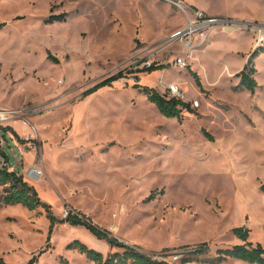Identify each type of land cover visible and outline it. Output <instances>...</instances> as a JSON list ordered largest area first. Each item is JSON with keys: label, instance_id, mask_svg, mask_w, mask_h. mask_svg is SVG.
Here are the masks:
<instances>
[{"label": "rangeland", "instance_id": "rangeland-1", "mask_svg": "<svg viewBox=\"0 0 264 264\" xmlns=\"http://www.w3.org/2000/svg\"><path fill=\"white\" fill-rule=\"evenodd\" d=\"M178 1L187 13L198 5L264 20V0ZM58 15L64 18L48 21ZM186 18L167 0H0V112H15L0 126L28 128L17 133L22 143L0 131V150L58 220L78 211L164 264H211L201 261L241 243L234 227L264 244V44L253 48H263L253 59L257 88L235 90L252 32L217 29L179 69L173 61L180 55L170 51L180 47L169 45V34ZM147 61L159 68L140 70ZM120 71L122 78L82 95ZM171 82L186 102L199 101L180 120L162 116L140 90L162 94ZM30 167L41 171L38 180ZM202 242L204 254L189 252ZM80 244L104 257L120 251L82 226L50 228L42 207L0 209L7 264H94Z\"/></svg>", "mask_w": 264, "mask_h": 264}, {"label": "trees", "instance_id": "trees-1", "mask_svg": "<svg viewBox=\"0 0 264 264\" xmlns=\"http://www.w3.org/2000/svg\"><path fill=\"white\" fill-rule=\"evenodd\" d=\"M64 18L63 15H58L51 17L49 22L57 20L61 21ZM4 26V23H0V28ZM257 48V47H256ZM254 49L248 59L244 64L243 68L235 74V77L239 78L237 85L234 86L235 90L243 89L248 90L251 93L255 91L258 84L255 79L257 70L253 64V59L257 54L263 50V48ZM158 69L159 66H150L142 70H148L149 72ZM197 87L202 88L201 82L198 78V75L195 72H190ZM123 77L122 72L113 74L106 79L98 82L93 87L87 89L83 92V96L96 91L98 88L110 84L114 80H118ZM139 87V86H138ZM140 90L143 94L146 95L148 101L152 102L158 112L167 118H175L177 120L181 119L182 113L184 111L190 112L193 111V108L190 107L188 102L181 101L180 99L170 98L167 99L164 95H161L159 92L153 88L147 86L140 87ZM0 131L2 135L7 131H10L14 138L18 142H24L18 134L10 127H1ZM1 156L4 160V165L0 167V186L2 187V194L0 195V209L3 205H16L21 204L28 208L29 210H35L39 207H42L46 211L47 218L50 222V228H52L56 223H68L72 226H82L91 232L96 238L105 240L110 248H116L120 251L109 253L104 257L100 252L93 249H88L85 245H79L78 249L81 253L85 255L94 263V264H164L162 261L153 259L151 256L141 252L137 247L125 244L119 241L115 236L111 234L110 231L98 226L95 224L88 216L80 213L69 211L66 216L62 219H57L53 216L50 205L43 202L35 189V187L29 184L23 178L22 174L15 170L8 169V158L6 154L0 150ZM264 188V187H263ZM249 229L245 226H239L232 228V234L241 241L240 244H234L226 249H217L216 255L209 260L201 261L203 263L219 264L226 261L229 258L239 259L247 264H264V244L252 243L249 241ZM73 246H77L74 243ZM208 250V243L202 242L197 246L193 247L189 252L196 255L204 254ZM192 260L185 258L181 260V263H188ZM0 264H7L3 261L0 256ZM31 264V262H29Z\"/></svg>", "mask_w": 264, "mask_h": 264}, {"label": "built area", "instance_id": "built-area-1", "mask_svg": "<svg viewBox=\"0 0 264 264\" xmlns=\"http://www.w3.org/2000/svg\"><path fill=\"white\" fill-rule=\"evenodd\" d=\"M175 6L183 9L187 14L186 21L184 25L178 29L172 31L169 34V45L174 46L178 45L180 49L172 50L170 52H178L180 56L174 58L173 64L179 69H186L188 67L185 57L188 56L189 52L194 50L197 46L203 45L210 35L215 32L217 29H225L234 27L238 30H250L254 38V47H259L264 44V27L255 23L242 22L238 25H235L232 20L227 17L219 15H210L201 10H194L193 12L187 13L184 7L181 5L178 0H167ZM198 35V42L194 43V37ZM152 64L150 61L142 62L140 65V70L150 67ZM157 66V65H154ZM167 99L176 98L181 101L186 102L183 97V92L180 87L171 82L167 84L162 89V94ZM190 107L195 109L199 105L198 100H192ZM15 112H0V122H5L14 117ZM33 171V177L36 178L41 174L36 168L31 167Z\"/></svg>", "mask_w": 264, "mask_h": 264}, {"label": "crops", "instance_id": "crops-1", "mask_svg": "<svg viewBox=\"0 0 264 264\" xmlns=\"http://www.w3.org/2000/svg\"><path fill=\"white\" fill-rule=\"evenodd\" d=\"M189 4H191L192 6H196L197 4L192 2V0H186ZM197 7H199V9L205 11L207 14L210 15H224V16H230V15H237L239 18H245V20H250V21H258V22H262L264 23V20H262L260 18V16L258 14H254V13H232V14H226V13H214V12H209L208 10L200 7L197 5ZM254 45H252L249 50L247 52H245L244 56V60L241 63V65L237 68L238 70L234 73L236 74L238 71H240L244 64L246 63L247 59H248V55L251 53V51L253 50ZM245 61V62H244ZM257 74V73H256ZM256 76V75H255ZM235 82L238 83L239 78L238 77H234ZM11 128L16 132V133H26L28 131V128L26 126H24L23 124H21L20 122H15L14 124H12ZM10 132V131H7ZM11 133V132H10ZM12 134V133H11ZM12 137H14L12 135ZM14 142V141H13ZM11 167V166H10ZM12 169V167H11ZM230 259V258H229Z\"/></svg>", "mask_w": 264, "mask_h": 264}, {"label": "bare ground", "instance_id": "bare-ground-1", "mask_svg": "<svg viewBox=\"0 0 264 264\" xmlns=\"http://www.w3.org/2000/svg\"><path fill=\"white\" fill-rule=\"evenodd\" d=\"M27 174H28L29 176L33 177V171H32V169H31V167L28 168V170H27ZM35 180H38V179L35 178Z\"/></svg>", "mask_w": 264, "mask_h": 264}]
</instances>
